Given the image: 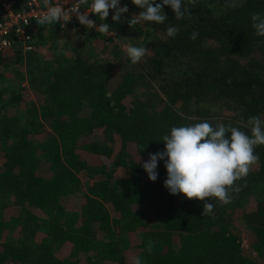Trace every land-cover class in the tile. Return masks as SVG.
I'll list each match as a JSON object with an SVG mask.
<instances>
[{
  "label": "trees",
  "instance_id": "1",
  "mask_svg": "<svg viewBox=\"0 0 264 264\" xmlns=\"http://www.w3.org/2000/svg\"><path fill=\"white\" fill-rule=\"evenodd\" d=\"M188 4L181 20L166 6L165 25L142 23L149 52L134 72L113 74L91 58L88 43L105 38L77 27L72 36L80 42L68 41L60 55L37 67L29 89L19 83L15 92L4 90L0 264H257L244 255L228 211L241 206L243 229L264 240V145L256 147L259 159L235 182L228 203L172 195L164 187L163 160L156 181L142 167L165 150L163 136L173 126L207 121L251 135L248 118L264 120V37L251 22L264 13V0ZM105 22L126 32L111 14ZM168 25L179 28L174 38L166 36ZM43 27L34 23L33 36ZM59 30L56 24L54 33ZM27 55L18 42L0 55L1 79L15 74ZM25 105L41 118L21 115ZM206 203L214 205L211 214L204 213ZM8 214L15 215L12 242L9 231L4 242Z\"/></svg>",
  "mask_w": 264,
  "mask_h": 264
},
{
  "label": "clouds",
  "instance_id": "2",
  "mask_svg": "<svg viewBox=\"0 0 264 264\" xmlns=\"http://www.w3.org/2000/svg\"><path fill=\"white\" fill-rule=\"evenodd\" d=\"M84 0H76L70 8L64 4L48 6L37 20L40 25L61 26L67 24L75 16L80 25L87 29L95 28L103 35H110V24L105 22L112 13V21L120 22L124 14L129 12L127 4L121 6V0H91L87 11H81L80 4ZM140 11L128 18L130 26L143 22H154L165 25L168 21L165 7H170L175 19L181 20L188 14V0H131ZM183 8V11H182ZM95 15L102 22L97 26L96 20L90 19ZM252 28L258 37H264V13L251 16ZM179 33L175 25L166 27V36L174 38ZM197 34L192 35L196 39ZM126 54L132 64L140 62L149 52L145 46L128 44ZM251 135L236 127H226L218 124L215 128L207 121L187 125L173 126L170 134L164 135L165 150L150 155L142 167L151 181L158 179V163L165 161L167 178L164 187L172 194L183 193L188 199L215 197L224 203L229 202V192L236 181L246 177L250 166L258 159L255 153L257 146L264 145V120L260 116H250ZM231 136L226 137L227 132ZM228 186V187H225ZM236 191L239 189L236 188ZM214 205H204L205 215L211 214ZM139 264V261H137Z\"/></svg>",
  "mask_w": 264,
  "mask_h": 264
},
{
  "label": "rangeland",
  "instance_id": "3",
  "mask_svg": "<svg viewBox=\"0 0 264 264\" xmlns=\"http://www.w3.org/2000/svg\"><path fill=\"white\" fill-rule=\"evenodd\" d=\"M124 4H127L129 8L128 14H125L121 20L124 24H126V32L122 33L121 31H117L119 36H117L116 41L106 39H97L90 41L86 49V53L89 54L91 58H97L104 64H107L109 71L113 74L123 72L131 73L137 70V68L134 66V64L131 63L129 57L126 54L125 48L128 44L146 47L145 30L142 29L144 28L143 26H141L142 23L140 25L138 24L135 26H130L127 20L133 15L138 14L133 10L135 5L131 2V0H121V6H123ZM110 14L112 15L111 12ZM55 26L56 24L50 26L45 25V27H43L44 29L40 28L43 31L40 30L38 32V36L34 37V41L35 43L37 42L38 45H34V51L30 53L31 56H25L23 64L17 66L18 68L15 74H23L22 76H16L14 73L11 74V72H5V76H3L5 78V81H3L0 77L1 101L5 99L4 90H8V93H11L12 91L15 92L17 88H20L18 85L19 83H21L22 87L29 89V80L31 76H33V74L37 72V67H40L43 63L51 61L52 59L60 55V48L62 49V46H64L68 41L74 39V42L76 43V40L78 39H76V37L74 38L72 35L73 32H77L78 28L80 29L81 27L74 25V27H72V30H70L69 28L71 27H69L67 30H59L57 34H55ZM78 41L80 42V40ZM154 85L159 86V83L155 82ZM27 95L29 94L26 93V96ZM36 106L37 108L39 107L38 104ZM23 108L24 109H21V115L24 113H28V118L29 116H33L32 118L40 119L42 116L41 111L37 112L38 115L35 113L38 110H35L34 106L32 107L31 105H25L23 106ZM23 120H25V118H23ZM33 138H35V140H38L36 136H34ZM114 155L115 152L113 153L111 150L109 157H113ZM103 163L106 165L105 162ZM117 175H120V173H118ZM238 199L240 200L239 203L244 204V208L247 204V200L242 198V196L238 197ZM238 207H240V209H238L236 212L232 209L228 211V215L231 216L232 219L229 220L228 223L230 224L231 229L244 241V255L248 259L252 260L253 262H257L258 264L264 259V240L261 237L260 238L262 240H259L253 231L243 229L240 223V220L243 216V210L241 206L238 205ZM13 220H15V215L13 214H8L7 216H5V218L2 219V223L8 228L6 230V233L4 234V242L9 240V234H7V231L12 234L13 239L10 237L11 242L15 238L17 229L15 230L13 223H11Z\"/></svg>",
  "mask_w": 264,
  "mask_h": 264
},
{
  "label": "built area",
  "instance_id": "4",
  "mask_svg": "<svg viewBox=\"0 0 264 264\" xmlns=\"http://www.w3.org/2000/svg\"><path fill=\"white\" fill-rule=\"evenodd\" d=\"M76 0H24L22 4H17L15 0H0V55L10 52L15 43H22L25 53L34 51V23L38 18L47 11L48 6L64 4L65 8H70ZM91 5V0H84L80 4L81 11H87ZM97 16L90 15V19L96 20L97 26L101 22L97 21ZM61 31L74 25L81 27L88 33H96L104 36L105 39L116 41L118 32L111 30L110 35H103L96 31L95 28L87 29L86 26L80 25L75 16L70 21L61 26Z\"/></svg>",
  "mask_w": 264,
  "mask_h": 264
}]
</instances>
